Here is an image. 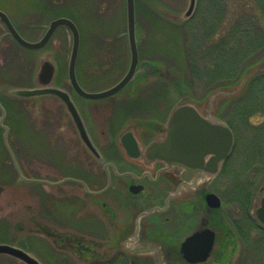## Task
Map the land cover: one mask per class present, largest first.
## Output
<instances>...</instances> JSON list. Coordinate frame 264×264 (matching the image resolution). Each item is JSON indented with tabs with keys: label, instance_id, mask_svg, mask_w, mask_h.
<instances>
[{
	"label": "rangeland",
	"instance_id": "1",
	"mask_svg": "<svg viewBox=\"0 0 264 264\" xmlns=\"http://www.w3.org/2000/svg\"><path fill=\"white\" fill-rule=\"evenodd\" d=\"M207 1L198 0L194 15L197 9L199 14L195 24L208 18L205 17L208 11ZM135 4L140 56V71L134 84L135 88L139 85L140 93L157 84L156 93L162 94L164 100L163 127L167 116L181 104L195 105L202 112H206L207 107L212 105V115L220 121L230 123L236 136V145L222 182L226 184L227 190L233 191L230 185L236 179L230 174L236 172L238 175L246 169L241 178L251 183L253 200L247 212L252 209V216L255 217V209L264 196V101L255 102L258 98L264 100V79L258 80L250 87L245 99L235 100L246 92L251 82L249 80L257 72L264 74V48L241 65L239 74L237 70L231 76L200 82L192 73L188 39L190 25L185 26V14L190 0H135ZM0 10L10 17L24 38L31 42L43 37L52 20L67 14L73 17L81 32L80 62L83 78L93 87L107 86L121 78L127 69L130 47L127 37L126 0H65L64 4L60 0H0ZM170 42L173 43L169 44ZM47 48L36 52L21 48L0 21V90L30 89L29 86L33 84L31 74L34 57H39L38 62H43L49 57L53 62L54 54L59 53L62 62L68 61L72 48L71 33L67 28H60ZM110 55L115 56L114 62H117L113 71L104 69L106 62L111 60ZM207 67L213 68L212 61L208 62ZM157 68L160 71L156 70ZM39 70L37 65L34 72ZM35 86L40 87L37 82ZM129 91L125 89L121 94ZM149 95L145 96L150 98ZM5 102L7 116H3V124L11 130L4 135V142L12 146L9 147V152L15 157L12 158L8 148L1 141L0 244L22 248L41 264H65V256L75 260L76 257L67 247L55 245L54 238H50L46 232L81 235L89 241L90 227L80 223L81 220L77 223L74 219V213L78 210L76 205L70 207L65 201L46 194L44 189L57 195L56 190H63L64 193V190L73 184L61 183V186L51 188L44 186L43 182H32L31 177L26 175V161L32 158L29 148L32 145L36 147L37 156L43 158V153L46 152L43 145L48 142L49 131L38 132L32 128L27 109L29 100L26 98L8 97ZM149 105V113H154L152 111L156 107ZM124 107V104L121 105L118 112L120 118L142 111L123 109ZM36 114L40 122L43 117L39 112ZM64 137L67 143H72L70 150L64 153L68 159L74 158L75 135L68 134ZM53 138H57V134ZM18 147L21 148L20 152ZM55 152L58 151H51V158L59 159L60 155ZM226 196L230 197L229 194ZM223 206L226 212L231 210L234 218L237 215L238 219L240 216H247V212L238 211L237 206L233 204ZM86 210L89 209L85 208L84 212ZM227 223L231 225L229 220ZM246 246L248 250L244 253V264H264L262 233L255 231L249 235ZM105 248L107 246L101 249ZM163 249L166 250L165 247ZM238 250L241 251L240 248ZM0 264L25 263L10 256L0 255Z\"/></svg>",
	"mask_w": 264,
	"mask_h": 264
},
{
	"label": "flooded vegetation",
	"instance_id": "2",
	"mask_svg": "<svg viewBox=\"0 0 264 264\" xmlns=\"http://www.w3.org/2000/svg\"><path fill=\"white\" fill-rule=\"evenodd\" d=\"M61 1L62 4L65 3V0ZM65 17L74 19L69 14ZM62 27L67 28L58 27L47 45L40 50L48 49V44ZM17 30L21 34L18 28ZM67 30L71 33L68 28ZM110 57L111 60L106 62L104 68L108 69L107 71H113L117 66V62H114L115 56L110 55ZM60 58L62 56L60 57L59 53L54 54L53 62L56 68L54 87L68 91L97 154L84 142L80 128L60 96L44 95L29 98L26 100H29L27 109L30 125L38 132L48 130L49 136L48 142L43 145L47 152L43 153V158L37 156L36 147L32 145L29 148L32 158L26 161V175L31 177L32 182H43L44 186L51 188L61 186V183L73 184L66 188L64 193L63 190H56L58 196L55 192L50 193L44 188L49 196L65 201L70 207L76 205L78 210L74 213V219L77 223L81 220L80 223L90 227L89 241L81 235L46 232L50 238H54L55 245L61 248L67 247L76 257L75 260H70L65 256L67 258L65 261L68 262L64 261V263L136 264L132 261V255L123 249L122 245L130 247L154 243L160 248L165 247L166 250L162 249L160 253L167 254L158 256L168 263L191 264L181 254L183 242L195 233L209 230L214 233V246L210 256L206 261L195 264H244V253L248 250L246 246L248 236L258 231L264 238V226L257 217V209L261 201L255 209V217L252 216V209L247 212V216H240L239 219L238 215L234 218L230 209L227 212L224 209L223 205L227 204L226 195L235 196L238 188V175L234 171V174H230L237 183L235 189L230 185L233 191L227 190L226 184L222 182L236 144L230 157L219 166L215 176L211 173V154L206 156V163L201 170L180 165L183 155L178 152L172 160L173 165L156 159L150 153L149 146L158 140L164 122L162 108L164 100L162 94L156 93L157 84L139 93V85L137 88L134 86L140 71L137 67L134 79L121 92L103 99H89L79 93L69 79L70 57L64 62ZM38 59L37 56L32 61L33 84L29 86L31 89L40 88L35 86L37 73L34 72L35 67L40 64ZM130 63L131 53L127 69L121 78L107 86L96 88L83 78L79 51L75 62L76 79L82 90L100 92L118 83L127 73ZM125 89L130 91L121 94ZM146 94H150V98L146 97ZM8 97L0 94L2 116L0 142H3L9 152L11 150L9 147L12 146L4 142V135L10 132L11 128L3 124V116H7L5 98ZM9 98L14 99V97ZM123 104L125 105L123 109L133 108L142 111L120 118L118 112ZM149 104L156 107L152 111L154 113H149L147 108ZM37 112L43 117L40 122L36 117ZM169 117L170 114L165 123ZM55 134L57 138H53ZM68 134L75 135L73 145L75 144L76 147L75 157L69 159L64 153L72 147V143H67L64 137ZM18 149L20 152L21 148ZM12 150L14 151V148ZM54 150L58 151L55 153L60 155L59 159L51 158L50 153ZM9 153L12 158L15 157L12 152ZM16 168H18L17 164ZM209 194H215L221 200V207H212L207 198ZM85 208L89 210L84 212ZM150 211L153 212L144 223L139 222L141 213ZM228 220L231 225L227 223ZM137 224L143 229L141 235H138L141 236L140 238H136L135 235ZM204 234L208 239L209 234ZM105 246L107 248L102 250L101 248ZM141 262V264H153L154 261L141 259Z\"/></svg>",
	"mask_w": 264,
	"mask_h": 264
},
{
	"label": "water",
	"instance_id": "3",
	"mask_svg": "<svg viewBox=\"0 0 264 264\" xmlns=\"http://www.w3.org/2000/svg\"><path fill=\"white\" fill-rule=\"evenodd\" d=\"M126 2L127 34L131 52L130 67L126 75L118 83L106 90L95 93L82 90L76 79L75 62L80 49L81 37L76 24L72 20L63 17L53 20L45 35L40 40L35 42H31L23 38L14 27L8 15L2 10H0V20L4 23L10 36L19 46L32 50H39L45 47L59 26L64 25L68 27L73 37V46L69 62V79L79 93L86 98L96 100L116 95L122 91L134 79L136 69L140 63L136 35L135 0H126ZM196 5L197 0H190L188 11L185 14L187 21L193 17ZM50 59L51 58L48 57L43 64L42 62L39 64L40 70L37 72L36 78L40 88L13 90L3 88L0 92L8 96L26 99L44 95L60 96L66 102L69 111L80 128L84 142L93 149L92 151L95 154H97L96 149H94L91 145L89 135L83 127L82 120L76 111L70 95L67 91L54 87L56 68ZM156 70L160 71L158 68ZM260 74H262V72H257L255 76L249 80V82ZM207 108L206 112H202L200 108L192 104H181L175 107L166 125H164V127L163 125L161 126L162 132L158 140L149 146V151L153 154L152 156L156 159H161L172 164V162H174L172 160L178 152L183 155L181 161L179 162L180 165L185 168L194 167L195 170H201L206 163V156L211 154V173L215 176L219 170V166L230 157L235 143V136L233 130L227 123L216 119V117L212 115V105ZM207 198L212 207H221V200L215 194H209ZM152 212L153 211L142 212L139 222H144V220L149 217ZM257 217L264 226V197L261 200L260 207L257 209ZM142 230L143 229L140 227V224L135 226V231H137L135 234L137 235L136 238L141 237H138V235H141ZM204 233H208L210 235H208V239ZM134 246L135 247L131 248L122 245V248L132 255V261L136 264H141V259L154 261L153 264H170L167 260L158 256L165 255L166 252L160 253L163 247L160 248V246L155 245L154 243ZM213 246L214 233L209 230L202 231L188 237L183 242L181 246V254H183L188 263H200L208 259ZM0 255L13 257L25 264H41L38 259L26 252L24 249L9 244H0Z\"/></svg>",
	"mask_w": 264,
	"mask_h": 264
},
{
	"label": "trees",
	"instance_id": "4",
	"mask_svg": "<svg viewBox=\"0 0 264 264\" xmlns=\"http://www.w3.org/2000/svg\"><path fill=\"white\" fill-rule=\"evenodd\" d=\"M207 3V19L195 24L199 14L197 9V13L185 22L186 27L190 25L188 39L192 73L200 82L231 76L237 70L239 74L241 65L264 48V0H208ZM209 61L213 64L211 69L207 67ZM262 79L264 74L256 76L246 94L238 100L245 99L250 87ZM260 101L264 100L258 98L255 102ZM245 171L238 173L237 196L226 197L227 204H233L243 212H247L253 202L251 183L241 178ZM236 184V180L231 183L234 189Z\"/></svg>",
	"mask_w": 264,
	"mask_h": 264
}]
</instances>
